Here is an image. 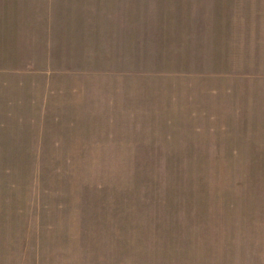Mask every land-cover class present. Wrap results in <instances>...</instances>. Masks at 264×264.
<instances>
[{
	"label": "rangeland",
	"instance_id": "374dc122",
	"mask_svg": "<svg viewBox=\"0 0 264 264\" xmlns=\"http://www.w3.org/2000/svg\"><path fill=\"white\" fill-rule=\"evenodd\" d=\"M0 264H264V0H0Z\"/></svg>",
	"mask_w": 264,
	"mask_h": 264
},
{
	"label": "crops",
	"instance_id": "0c3cea01",
	"mask_svg": "<svg viewBox=\"0 0 264 264\" xmlns=\"http://www.w3.org/2000/svg\"><path fill=\"white\" fill-rule=\"evenodd\" d=\"M1 33V32H0Z\"/></svg>",
	"mask_w": 264,
	"mask_h": 264
}]
</instances>
